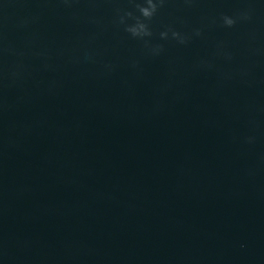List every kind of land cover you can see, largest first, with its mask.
I'll use <instances>...</instances> for the list:
<instances>
[{
  "label": "water",
  "instance_id": "1",
  "mask_svg": "<svg viewBox=\"0 0 264 264\" xmlns=\"http://www.w3.org/2000/svg\"><path fill=\"white\" fill-rule=\"evenodd\" d=\"M153 3L0 0V264H264V0Z\"/></svg>",
  "mask_w": 264,
  "mask_h": 264
},
{
  "label": "clouds",
  "instance_id": "2",
  "mask_svg": "<svg viewBox=\"0 0 264 264\" xmlns=\"http://www.w3.org/2000/svg\"><path fill=\"white\" fill-rule=\"evenodd\" d=\"M147 4H148V7H141L140 11L144 17L151 18V16L156 10V5L153 3V0H147ZM223 21H224V24L229 27L233 26L236 22L233 18L228 17V16H224ZM128 30L132 32L133 35H139L141 32H144L145 34H150V33H147L146 27L144 24H139L138 27H132ZM162 35H165V34H162Z\"/></svg>",
  "mask_w": 264,
  "mask_h": 264
}]
</instances>
